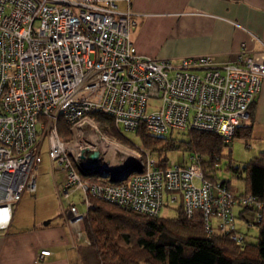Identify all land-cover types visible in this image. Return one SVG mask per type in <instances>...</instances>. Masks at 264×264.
<instances>
[{
    "label": "built area",
    "instance_id": "obj_1",
    "mask_svg": "<svg viewBox=\"0 0 264 264\" xmlns=\"http://www.w3.org/2000/svg\"><path fill=\"white\" fill-rule=\"evenodd\" d=\"M136 26L116 0H0V231L11 226L23 195L36 194L46 139L53 168L64 173L59 194L70 203L64 217L74 248L85 239L93 199L151 217L180 201L189 217L203 212L209 233L240 245L237 221L262 223L263 203L206 179L199 156L164 164L143 147L111 144L92 114L112 117L119 132L143 126L167 137L199 130L231 143L261 92L264 58L245 45L226 64L212 55L177 63L145 57L131 38ZM61 120L69 141L60 136ZM77 195L85 212L72 202ZM50 255L45 250L37 259Z\"/></svg>",
    "mask_w": 264,
    "mask_h": 264
},
{
    "label": "trees",
    "instance_id": "obj_2",
    "mask_svg": "<svg viewBox=\"0 0 264 264\" xmlns=\"http://www.w3.org/2000/svg\"><path fill=\"white\" fill-rule=\"evenodd\" d=\"M255 106L256 100L249 109V119L253 118ZM92 117L103 133L123 139L112 117L101 113H94ZM59 132L63 140L69 141L72 137L64 120L60 121ZM175 133H184L186 138L176 141ZM175 133L167 137L154 136L142 126L136 134L143 147L160 157L164 164L175 152L189 153V158L199 156L205 178L217 182L220 181L217 169L226 148L235 139L252 138V126L243 124L231 143L206 131ZM228 157L227 169L244 182L242 195L255 197L264 205V154L240 165L236 164L232 152ZM222 182L231 188L229 181ZM92 202L94 208L85 222L88 243L78 248L83 264H264V219L255 226L259 228L257 241L245 240L240 245L228 236L209 233L200 210L189 217L182 206L173 207L178 214L168 219L122 210L99 199Z\"/></svg>",
    "mask_w": 264,
    "mask_h": 264
},
{
    "label": "crops",
    "instance_id": "obj_3",
    "mask_svg": "<svg viewBox=\"0 0 264 264\" xmlns=\"http://www.w3.org/2000/svg\"><path fill=\"white\" fill-rule=\"evenodd\" d=\"M116 3L120 11L135 15L137 26L131 38L142 56L177 63L186 57L212 55L219 64H226L233 62L245 45L256 59L264 58V0ZM245 125L252 126V138L242 139L247 149L243 163L264 154V80L253 118ZM63 180L64 175L61 180L54 178L56 188ZM25 219L15 221L14 216L9 229L0 231V264H83L65 218L54 226L53 220L40 224L29 216ZM45 250L51 255L38 261Z\"/></svg>",
    "mask_w": 264,
    "mask_h": 264
},
{
    "label": "rangeland",
    "instance_id": "obj_4",
    "mask_svg": "<svg viewBox=\"0 0 264 264\" xmlns=\"http://www.w3.org/2000/svg\"><path fill=\"white\" fill-rule=\"evenodd\" d=\"M100 124H98L99 126ZM100 132L107 138V140L112 144H119L123 148L128 149H136L138 147H143L141 138L136 133H127L124 130L121 131L123 137L122 140L113 138L109 134H105ZM174 137L176 141H181L185 139L184 133L178 134L175 133ZM246 142L242 139H235L232 144L226 148L223 157L221 158V162L217 169V177L220 181H229L231 183V190L235 195H239L244 192L245 185L242 180H238L233 176V173L227 169L229 161V153L232 152V157L236 161V164H242L246 160ZM162 146V145H161ZM159 146V148L161 147ZM144 148V147H143ZM49 148L47 139L43 142V146L40 148V157L42 159V163L38 167V176H37V192L36 194H30L26 192L21 201L18 202L14 209L15 221L25 219L27 217L37 220L40 224H44L45 222H50L53 220L52 226L58 224L59 222L64 221V211L68 209L69 202L63 201L59 194V187L55 185L54 178L58 180L63 178V173L56 171L53 168L51 159L49 158ZM99 150H104L103 145L99 146ZM190 154L184 153L182 151L171 153L169 158L171 161H175L178 164H183L187 162ZM103 162L99 163L97 167L98 171L102 170ZM93 178L101 179L102 175L94 176ZM72 202L77 204L78 208L81 212H85V205L79 195L72 198ZM180 205V201L176 202L172 207L178 208ZM166 208L162 211L161 217L174 219L177 216V210L173 208ZM250 216V215H249ZM248 216V217H249ZM251 217V216H250ZM45 218V219H44ZM86 223L85 227V239L84 241L78 243L77 249L82 247V245H86L87 241V232H86ZM237 227L240 232L244 235L245 240L250 243H255L257 241V237L259 235V228L254 226H249L247 222L238 220ZM215 231H217L215 229Z\"/></svg>",
    "mask_w": 264,
    "mask_h": 264
},
{
    "label": "water",
    "instance_id": "obj_5",
    "mask_svg": "<svg viewBox=\"0 0 264 264\" xmlns=\"http://www.w3.org/2000/svg\"><path fill=\"white\" fill-rule=\"evenodd\" d=\"M92 159L94 162H96L98 164L100 162V155L97 153V154L92 156ZM114 182H116V180H114Z\"/></svg>",
    "mask_w": 264,
    "mask_h": 264
}]
</instances>
